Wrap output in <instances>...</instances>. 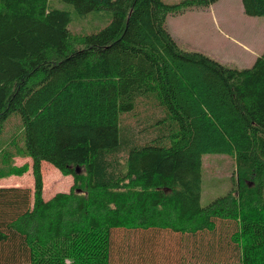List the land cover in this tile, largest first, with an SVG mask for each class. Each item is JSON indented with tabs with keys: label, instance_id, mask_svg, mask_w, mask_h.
Returning a JSON list of instances; mask_svg holds the SVG:
<instances>
[{
	"label": "trees",
	"instance_id": "obj_1",
	"mask_svg": "<svg viewBox=\"0 0 264 264\" xmlns=\"http://www.w3.org/2000/svg\"><path fill=\"white\" fill-rule=\"evenodd\" d=\"M62 1L111 20L75 37L72 10L0 0V176L27 158L35 180L0 188V264H264V53L240 70L180 48L169 16L219 0ZM205 155L235 171L202 206ZM44 162L69 193L44 199Z\"/></svg>",
	"mask_w": 264,
	"mask_h": 264
},
{
	"label": "rangeland",
	"instance_id": "obj_2",
	"mask_svg": "<svg viewBox=\"0 0 264 264\" xmlns=\"http://www.w3.org/2000/svg\"><path fill=\"white\" fill-rule=\"evenodd\" d=\"M181 0H165L175 4ZM51 6L72 10L74 18L71 31L93 33L107 26L110 15L91 14L86 18L77 15L71 5L62 0H51ZM167 27L182 50L201 52L233 69L251 68L264 53V17H250L244 13L241 0H219L208 9H194L178 16H169ZM17 168L28 166L23 175H12L8 178L0 176L1 186H17L35 188L32 161L27 158L15 160ZM235 162L233 158L223 155H205L203 158L202 206H207L219 197L228 194L234 187ZM43 197L49 200L56 194L69 193L74 185L72 176H65L53 165L44 162L42 165ZM78 193H81L79 191ZM120 231H115L112 244V261L120 263L123 254L120 252L122 239ZM81 240L75 244L79 250H92L94 243ZM136 250L133 251V254ZM130 256V255H129ZM128 257V256H126ZM125 258V257H124ZM70 264V260L66 261Z\"/></svg>",
	"mask_w": 264,
	"mask_h": 264
},
{
	"label": "crops",
	"instance_id": "obj_3",
	"mask_svg": "<svg viewBox=\"0 0 264 264\" xmlns=\"http://www.w3.org/2000/svg\"><path fill=\"white\" fill-rule=\"evenodd\" d=\"M0 188H23V189H30L32 192H33V190H34V188L33 189H31L30 187H17V186H15V187H13V186H1Z\"/></svg>",
	"mask_w": 264,
	"mask_h": 264
},
{
	"label": "water",
	"instance_id": "obj_4",
	"mask_svg": "<svg viewBox=\"0 0 264 264\" xmlns=\"http://www.w3.org/2000/svg\"><path fill=\"white\" fill-rule=\"evenodd\" d=\"M78 171H79V169H78Z\"/></svg>",
	"mask_w": 264,
	"mask_h": 264
}]
</instances>
